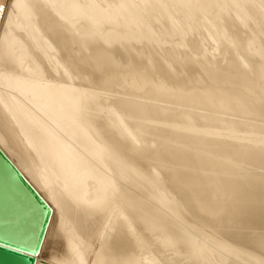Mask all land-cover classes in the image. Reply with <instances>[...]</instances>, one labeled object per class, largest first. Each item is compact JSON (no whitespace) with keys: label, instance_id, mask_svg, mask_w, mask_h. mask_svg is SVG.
<instances>
[{"label":"bare ground","instance_id":"bare-ground-1","mask_svg":"<svg viewBox=\"0 0 264 264\" xmlns=\"http://www.w3.org/2000/svg\"><path fill=\"white\" fill-rule=\"evenodd\" d=\"M0 5V149L51 207L35 264H264V0Z\"/></svg>","mask_w":264,"mask_h":264},{"label":"water","instance_id":"water-1","mask_svg":"<svg viewBox=\"0 0 264 264\" xmlns=\"http://www.w3.org/2000/svg\"><path fill=\"white\" fill-rule=\"evenodd\" d=\"M0 260L35 264L51 207L0 149Z\"/></svg>","mask_w":264,"mask_h":264},{"label":"snow or ice","instance_id":"snow-or-ice-1","mask_svg":"<svg viewBox=\"0 0 264 264\" xmlns=\"http://www.w3.org/2000/svg\"><path fill=\"white\" fill-rule=\"evenodd\" d=\"M73 7L78 8L80 6L74 5ZM3 11H4L3 5H0V13H3ZM74 252L77 255V257L80 258V264H84V261L82 259V255L79 249H74ZM56 264H65V262L58 261L56 262ZM94 264H133V262L132 261H111L109 262L101 256V257H98V259L94 262Z\"/></svg>","mask_w":264,"mask_h":264},{"label":"rangeland","instance_id":"rangeland-1","mask_svg":"<svg viewBox=\"0 0 264 264\" xmlns=\"http://www.w3.org/2000/svg\"><path fill=\"white\" fill-rule=\"evenodd\" d=\"M211 28H213V27H211ZM212 30H213V29H212ZM205 37L207 38L206 35H205ZM209 40H210V39H209ZM209 42L212 43V41H209ZM210 43H209V44H210ZM210 45H211V44H210ZM212 45H213V44H212ZM212 45H211V46H212ZM209 48H210V46H209ZM205 228H206V229H205ZM205 228H204V231H206V233H207V232H208V233H209V232L211 233L212 231H214V230L209 229L210 227L208 228V226H206ZM207 228H208L210 231H209V230L207 231ZM204 233H205V232H204ZM213 233H214V232H213ZM216 233H217V232L215 231V234H214V235H215L216 239H219V237H220V239H223V240H224L225 237H224V238H222V236H219V237H218V235H220V234L217 233V234H218V235H217ZM209 235H210L209 238H211V236H212L213 234H209ZM156 236H157V235H156ZM156 236H155V237H156ZM213 237H214V236H213ZM213 237H212V238H213ZM212 240H213V239H211V240L209 239V243H213V242H210V241H212ZM213 241H214V240H213ZM225 241H229V240L226 238ZM229 242H230V241H229ZM146 249H148V248H146ZM150 249H151V248H150ZM151 250H152V249H151ZM146 251H147V250H146ZM150 252H151V254H155V253H153L152 251H150ZM150 252H149V253H150ZM208 252H209V250H208ZM146 253H147V252H146ZM146 253H145V255H147ZM149 253H148V254H149ZM209 253L211 254V252H209ZM213 254H214V253H212V255H213ZM156 256H157V257H156ZM213 256H214V255H213ZM155 257H156V258H153V262H154V261H159V264H162L163 260H162L157 254H155ZM158 257L160 258L159 260H158ZM154 259H155V260H154ZM156 259H157V260H156ZM160 260L162 261L161 263H160ZM154 263H157V264H158V262H154ZM240 264H241V263H240Z\"/></svg>","mask_w":264,"mask_h":264}]
</instances>
